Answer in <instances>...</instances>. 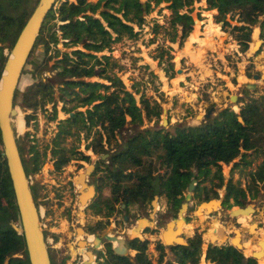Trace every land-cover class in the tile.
<instances>
[{
    "label": "trees",
    "instance_id": "1",
    "mask_svg": "<svg viewBox=\"0 0 264 264\" xmlns=\"http://www.w3.org/2000/svg\"><path fill=\"white\" fill-rule=\"evenodd\" d=\"M200 1L205 2L208 11H216L213 15L216 24L231 28L230 35L241 53L249 49L253 27L258 26L264 38V0H145L143 3L140 0H96L95 3L62 0L56 13L54 7L47 13L34 48L42 45L48 52L49 45L55 47L54 81L47 78L32 83L22 92L18 102L23 71L13 106L32 111L25 117L26 121L34 118L39 110L54 122L57 120V102H60L66 117L57 122L55 134L42 153L33 144L29 146L30 157L27 158L24 149L18 146L29 180L40 171L47 155L56 173L62 172L73 161L89 163L90 157L80 150V144L84 142L85 151H91L93 155L110 154L108 160L95 163L91 176L96 194L86 206L91 216H100L106 223L123 210L122 206L126 211L137 204L146 205L155 196L164 198L176 217L193 179L198 182L193 191V199L198 203L219 199L218 190L223 187L221 206L226 210L243 208L248 199L254 200L258 196L264 189V93L246 101L239 100L238 112L225 108L199 126H176L174 134L161 128L141 130L145 124L160 122L161 106L140 92L135 83L131 85V91L127 90L118 76L123 67L111 55L112 46L123 38L137 40L140 32L135 31L134 26L142 29L145 17L160 4L166 5L170 15L166 26L154 23L150 42L163 34L167 42L178 44L181 49L183 40L193 31V5ZM37 2L0 0V75ZM100 8V18H96L94 14ZM55 14L60 21L65 19L58 26L59 35L51 31L55 25L47 30V24L55 20ZM231 22L236 25L231 26ZM46 33L48 40L44 39ZM58 44L64 48L81 46V49L61 52L56 48ZM171 51L170 47L159 46L151 56L168 79L175 74ZM29 61L30 56L26 65ZM35 73L36 70L31 72L33 76ZM95 77L97 80L91 81ZM55 84L58 85V101L55 100ZM48 104L52 105L51 112L45 109ZM70 113L73 115L68 116ZM14 124L18 129L20 120L16 118ZM126 129L133 133L119 143L118 137ZM258 158L260 162L252 168L253 159ZM223 166L230 167L225 185ZM235 173L246 178L244 187L241 180L234 181ZM30 189L39 210L38 186L32 184ZM11 223L17 225L19 219L0 138V264H29L23 236L11 228ZM104 225L99 221L86 232L94 234ZM147 232V229L143 231ZM154 233L159 234L158 231ZM46 237L44 231L45 242ZM52 237L54 242L58 240V236ZM202 241L198 231L186 240V245L167 247L158 240L154 246L156 258L149 254L146 239L127 240L125 246L134 252L133 256L114 254L111 243L104 242L105 252H98L97 260L102 259L99 264H200L204 254V261L209 264H259L224 243L209 245L203 253ZM16 254L22 258H13ZM51 264H54L52 259Z\"/></svg>",
    "mask_w": 264,
    "mask_h": 264
},
{
    "label": "rangeland",
    "instance_id": "2",
    "mask_svg": "<svg viewBox=\"0 0 264 264\" xmlns=\"http://www.w3.org/2000/svg\"><path fill=\"white\" fill-rule=\"evenodd\" d=\"M140 1L143 3L145 0ZM61 2L62 0H57L54 10ZM90 2L95 3L96 0H90ZM200 2L194 3L191 13L192 20L196 19L199 23L197 26L193 25V31L186 40H183L181 49L178 48V44L167 42L162 37L163 34L157 35L153 43L150 42L153 39L151 30L154 23L157 22L166 26L168 21L170 13L165 9V4L153 8L152 12L145 17V24L142 29L134 26L135 31L140 32L137 40L132 41L123 38L119 43L112 46V57L123 67V70L118 72V76L127 90L131 91V85L135 83L140 92H143L146 97L156 100L161 106L160 122L158 124H145L141 130L161 128L174 131L176 126H199L203 122H200L197 116L207 113L210 108H214L212 116L225 108H232L238 112L239 105H241L238 103L239 100L246 101L249 97H256L264 93V43L256 54L249 52L255 40L254 37L256 38L255 41L263 39L259 27L256 26L251 29L249 49L246 53H241L239 45L230 35L231 28H223L222 25L216 24L213 20L215 13L212 14L211 11L207 10V7L200 5ZM54 12L56 13V10ZM100 12L101 8L94 16L100 18ZM62 23L58 15L55 14V20L47 24V30L55 25L51 31L58 33V26ZM234 25L236 23L231 22V26ZM44 39L48 40L47 33ZM59 41H61L60 38ZM159 46L172 49V62L175 71L172 79L166 78L161 70L162 67L158 66L157 62L151 58L154 55V50ZM54 48L51 44L48 52H45L42 45L33 49L29 64L25 66L24 74L20 79L18 102H20L22 92L32 83L43 82L47 78H53L54 81L56 74L54 64L57 60V57H54ZM56 48L61 52L69 53L75 49H81V46L64 48L62 44H58ZM191 49L193 54L190 52ZM102 54L109 55L107 52ZM33 70H36V76L31 74ZM255 75L259 76L258 80L253 79ZM95 80H97L96 77L91 79V81ZM57 86V84L54 85L56 101L59 99ZM231 96H236L237 102H231L234 101L233 97L230 101ZM135 98L138 101L139 96L136 95ZM61 108L62 103L57 102V120L54 122L46 117V113L39 110L35 113L34 118L26 121L25 117L31 115L32 111H24L19 107L15 108L14 120L16 118L20 120L18 129L14 124L15 137L18 146L24 149L27 158L30 157L27 153L29 146L36 144L37 149L42 153L43 148L49 144L55 134L57 122L66 117ZM45 109L51 112L52 105L48 104ZM163 117L167 121V126L164 128L161 126ZM132 133L133 131L130 129L120 133L119 143H123ZM84 146L85 143L81 142L80 150L90 157L89 163L73 161L65 166L62 172L56 173L53 170L50 157L47 155L40 171L30 178L31 185L36 184L38 186L39 197L37 201L41 213L40 223L47 236L46 244L52 262L54 264H99L98 262H102V259L97 260V253L104 254V242L114 239L127 242V240L136 237L149 241L148 252L153 258H156L155 243L159 240L160 233L165 230L166 226L173 224L181 216V214L179 215L181 208L178 209L176 217H174L173 211L166 204V200L158 197L146 205L131 206L126 211H124L125 207H121L123 210L110 218L109 223H106V219L100 216H91L89 211H86V207H80L77 203L78 186L74 184L78 174L83 173L89 166L95 167L97 161V155H93L91 151H85ZM260 160V158L253 159L252 168ZM229 170L230 167L228 166L222 167L225 178L224 184L228 182ZM239 176L238 173H235L233 179L234 181L241 180L244 187L246 178ZM87 180L88 184L93 186L92 176ZM70 182L72 185L69 184ZM196 185H198L197 181L194 183V190ZM260 188L262 189V186ZM104 194L108 196L109 193L105 191ZM187 194L186 190L185 198ZM218 194L219 199L217 200L222 201L224 187L218 190ZM190 197L191 200L182 204V206L187 205V209L182 213V219L186 226L179 233V237L184 243L193 236L195 231H198L202 234V246L205 245L202 252L204 253L205 248L211 245L209 243L229 245L230 240L238 233L239 243L247 245L246 249L242 248L241 252L248 250L247 247L257 249L255 244L264 237V189L259 192L254 200L248 199L245 207L253 210L249 213L250 215H245L243 211L230 213V210L241 207L226 210L222 206L211 214L209 211L208 213L203 212L201 215L197 212L201 203L193 199V192ZM237 215L240 216L234 217ZM123 217L127 218L122 219ZM99 221L105 224L102 229L97 230L94 234L86 232L90 226H94ZM141 221H146L149 224L146 227L147 233H143L142 230L140 232L133 227ZM78 229L83 232L78 231L79 233H77ZM129 230L133 235L129 234ZM157 231L159 234L154 233ZM217 231L221 233L224 238L223 241L216 236ZM52 235L58 236L56 242H54ZM86 240L89 242L88 247H84L81 243L86 242ZM78 242H80V246L77 245ZM111 245L113 248V242ZM127 251L129 250L127 249ZM127 254L133 256L134 252L129 251ZM243 254L245 255L244 252ZM251 255L246 252V257ZM13 258H22V256L16 254ZM258 263L260 264L259 260ZM200 264L209 263L201 261Z\"/></svg>",
    "mask_w": 264,
    "mask_h": 264
},
{
    "label": "water",
    "instance_id": "3",
    "mask_svg": "<svg viewBox=\"0 0 264 264\" xmlns=\"http://www.w3.org/2000/svg\"><path fill=\"white\" fill-rule=\"evenodd\" d=\"M56 2L57 0H38L32 15L25 23L14 45L12 46V49L6 58L0 75V138L19 219V223L17 225L11 223L10 226L15 232L23 236L29 264H51V258L47 244L45 242L44 230L42 229L40 223L41 213L39 210H37L35 201L31 194V183L29 178L26 177L17 140L15 137L14 118L16 116V107L13 106V100L19 84L20 76L26 66V62L29 56L34 49L35 41L40 33L45 17L47 13L50 12V10L54 7ZM61 21L64 23L65 19L62 18ZM197 22L199 21H197L196 19L193 20V24L195 26ZM253 43L251 46L252 49L254 48ZM255 43H258L259 46L258 49L253 52L254 54L259 51V48L264 43V38L262 40L255 41ZM252 49H250L249 52H251ZM253 79L258 80L259 76L255 75L253 76ZM232 97L234 98V101H231ZM230 101L237 102V97L231 96ZM213 112L214 108H210L207 113L198 115L197 119H199L200 122H203L204 120L209 119L213 115ZM72 115L73 113H70L68 116ZM161 121V126L163 128L167 126L165 117H163ZM238 121H241V119H239ZM170 132L174 134L173 130H170ZM109 158L110 154H102L97 156V161H106ZM93 171L94 166H89L83 171V173L78 174L77 178L74 180V184L78 186L77 203L80 207L83 208H85L93 200L96 194L95 186L89 185L87 180L92 175ZM195 181L196 180L193 179L188 185V194L185 198L186 202L191 200L190 194L194 190ZM157 198L158 197L155 196L153 200H156ZM215 202L218 203V208L221 207L220 200H210L208 202H203L199 207L203 206V211L205 212L210 210L209 214H211L212 212H215L213 211V208L216 206ZM246 208L247 207L235 208L230 210V213H232L233 211H244L246 210ZM186 209L187 205H183L181 207V210L179 211V215L181 214V211H185ZM239 216L240 215L234 217ZM125 218L127 217H124V219ZM141 223V226L143 225L142 231H144L149 224L146 221H141ZM170 226L172 225H167L165 230L160 233L159 240L163 243V245L167 247L175 245H186V243L182 242V239L176 233H174L173 235L169 234L168 229H170ZM255 228H257V226H255ZM78 231L83 232L81 229H78L77 233H79ZM107 241L110 243L112 242L111 240ZM79 243L80 242H78L77 244L78 246H80ZM81 243L84 247L89 246V242H87V240L86 242ZM125 243V241L121 240L117 247L113 246L114 254L126 255L129 251H127L126 247L124 246ZM259 243L262 247H264V237L259 241ZM209 244L214 245L216 243ZM229 245L239 251L242 250L239 244L238 233H236V235L230 240ZM207 247L205 248V251ZM201 249H203V246H201ZM259 254L260 252L253 253L250 257L258 261Z\"/></svg>",
    "mask_w": 264,
    "mask_h": 264
},
{
    "label": "bare ground",
    "instance_id": "4",
    "mask_svg": "<svg viewBox=\"0 0 264 264\" xmlns=\"http://www.w3.org/2000/svg\"><path fill=\"white\" fill-rule=\"evenodd\" d=\"M199 22H197L196 23V26H197V24H198ZM254 39L256 40V38L254 37ZM255 40L253 41L254 43H253V46H254V48L252 49V51L250 52V53H253L257 48H258V46H259V44L258 43H255ZM190 52H191V54H193V50L191 49L190 50ZM188 54V53H187ZM191 56V55H190ZM193 56V55H192ZM195 56V55H194ZM193 56V57H194ZM194 59V58H193ZM215 204H216V206L213 208V211H215L217 208H218V206H217V202H215ZM203 206H201V207H199L198 208V210H197V212L198 213H200L201 215L203 214V212L204 213H208L210 210H208V211H203ZM185 211H181V216L178 218V220L176 221V222H174L173 224H170V225H172V226H170V229H168L169 231V234L170 235H173L174 233H176L177 235H179V233L181 232V230L184 228V226H186V225H184V222H183V219H182V213H184ZM244 213H245V215H250L249 213H251L252 212V210L251 209H249V208H246V210H244L243 211ZM240 220V219H239ZM141 222L139 223V224H137L136 226H135V228L137 229V230H142V228H143V225L141 226ZM146 225V224H145ZM174 227V228H173ZM176 227V228H175ZM252 230V229H251ZM251 233V232H250ZM216 236H218V239H222V241L224 240V238L222 237V235H221V233L219 232V231H217L216 232ZM121 240L120 239H114L112 242H113V244H114V246H118L119 245V242H120ZM183 242V241H182ZM240 244V246H241V248H245L247 245L245 244V243H239ZM255 245H257V249H253V247H250V248H248L247 247V249L248 250H244L243 252L245 253V256H246V252H248V254H253V253H257V252H260V254H259V262H260V264H264V261H263V257H264V247H262L261 246V244L258 242L257 244H255ZM254 245V246H255ZM205 246V245H204ZM203 246V247H204ZM246 249V248H245Z\"/></svg>",
    "mask_w": 264,
    "mask_h": 264
},
{
    "label": "crops",
    "instance_id": "5",
    "mask_svg": "<svg viewBox=\"0 0 264 264\" xmlns=\"http://www.w3.org/2000/svg\"><path fill=\"white\" fill-rule=\"evenodd\" d=\"M200 5H202V6H204V7H207L204 1H201V2H200ZM215 12H216L215 10H211V13H212V14H214ZM188 42H189V41H188ZM188 44H189V43H188ZM188 44H187V46H188ZM205 44H206V43H205ZM206 46H207V44H206ZM173 48H174V47H173ZM152 62H153V61H152ZM122 219H124V217H123ZM202 258H203V259H201V261H202V262H205V261H204V254H203Z\"/></svg>",
    "mask_w": 264,
    "mask_h": 264
},
{
    "label": "flooded vegetation",
    "instance_id": "6",
    "mask_svg": "<svg viewBox=\"0 0 264 264\" xmlns=\"http://www.w3.org/2000/svg\"><path fill=\"white\" fill-rule=\"evenodd\" d=\"M133 227H135V226H133ZM129 232V234L131 235L132 234V232H131V230H129L128 231ZM141 232V231H140ZM133 235V234H132ZM107 236V235H106ZM108 238V237H107ZM109 239V238H108Z\"/></svg>",
    "mask_w": 264,
    "mask_h": 264
}]
</instances>
